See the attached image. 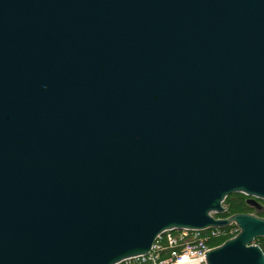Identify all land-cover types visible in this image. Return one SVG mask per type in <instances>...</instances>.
<instances>
[{
  "label": "water",
  "instance_id": "1",
  "mask_svg": "<svg viewBox=\"0 0 264 264\" xmlns=\"http://www.w3.org/2000/svg\"><path fill=\"white\" fill-rule=\"evenodd\" d=\"M264 0H0V264H119L236 225L264 264Z\"/></svg>",
  "mask_w": 264,
  "mask_h": 264
},
{
  "label": "built area",
  "instance_id": "2",
  "mask_svg": "<svg viewBox=\"0 0 264 264\" xmlns=\"http://www.w3.org/2000/svg\"><path fill=\"white\" fill-rule=\"evenodd\" d=\"M225 233L224 227L165 231L147 254L125 259L119 264H206L205 252L212 247L209 241Z\"/></svg>",
  "mask_w": 264,
  "mask_h": 264
},
{
  "label": "trees",
  "instance_id": "3",
  "mask_svg": "<svg viewBox=\"0 0 264 264\" xmlns=\"http://www.w3.org/2000/svg\"><path fill=\"white\" fill-rule=\"evenodd\" d=\"M247 196L242 193H232L225 197L223 201V205L225 207V211L221 214L215 215L216 217H227L229 215H232L234 213H240V212H251L254 211L255 214L258 216L264 217V205L261 204L260 209H256L253 207V205L249 204L247 202ZM261 200V199H260ZM264 202V200H261ZM236 228V225L232 224L229 226H225L224 228L227 230L229 228ZM238 230V229H237ZM232 234H226L224 236L215 238L211 241H209V244H220L227 238L231 237ZM254 242L260 246L262 251L264 252V237H257L254 239ZM212 245V246H213Z\"/></svg>",
  "mask_w": 264,
  "mask_h": 264
},
{
  "label": "rangeland",
  "instance_id": "4",
  "mask_svg": "<svg viewBox=\"0 0 264 264\" xmlns=\"http://www.w3.org/2000/svg\"><path fill=\"white\" fill-rule=\"evenodd\" d=\"M248 197V196H247ZM260 203L262 204V205H264V202H262L261 200H260ZM259 203V204H260ZM260 204V205H261ZM222 205H223V203H222ZM224 206V205H223ZM248 213H253V214H255V212L254 211H251V212H248ZM175 232H178V231H175ZM239 232V230H237V229H235L234 227L233 228H229V229H227L226 230V233L225 234H222V235H226V234H232L231 235V237H233V236H235L237 233ZM218 236L219 237H221V235H216V237L218 238ZM230 238V237H229ZM222 243V242H221ZM209 245H213V244H209ZM215 245H218V244H215ZM215 245H213V246H215Z\"/></svg>",
  "mask_w": 264,
  "mask_h": 264
},
{
  "label": "flooded vegetation",
  "instance_id": "5",
  "mask_svg": "<svg viewBox=\"0 0 264 264\" xmlns=\"http://www.w3.org/2000/svg\"><path fill=\"white\" fill-rule=\"evenodd\" d=\"M248 199V198H247ZM257 203H260V199H257ZM250 204V203H249ZM261 204V203H260ZM253 207L255 208V210L257 209H260V207H261V205H260V207L259 206H255V205H253Z\"/></svg>",
  "mask_w": 264,
  "mask_h": 264
}]
</instances>
